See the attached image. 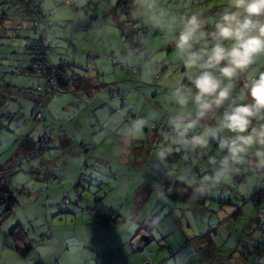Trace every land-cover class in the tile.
Wrapping results in <instances>:
<instances>
[{
	"label": "rangeland",
	"instance_id": "obj_1",
	"mask_svg": "<svg viewBox=\"0 0 264 264\" xmlns=\"http://www.w3.org/2000/svg\"><path fill=\"white\" fill-rule=\"evenodd\" d=\"M220 2L208 0L206 8L211 10L219 6ZM116 4L117 0H109L108 3L89 0L87 19L80 21L74 19V5L62 7L54 19H50L40 7L45 17L38 20L39 13L36 15L33 12V15L23 11L24 5L20 1L5 0L2 3L0 163L10 159L21 164L11 171L8 178L11 191H16L15 205L4 212L6 204L0 206V264H108L114 258L118 264H128L126 257L131 260L132 255L150 259L154 264H264V253H253L250 251L253 247L248 246L252 238H264V230H258L256 221V217L261 218L260 209L264 206V200L257 204L253 200L242 201L243 197H248L264 185L263 175L246 174L234 178L236 184L231 183L235 184L233 198L239 196L240 199L232 201L238 203L239 207L243 206L245 213L240 214V211L235 217L237 220L229 219L215 226V231L211 232L217 244L216 253L211 255L213 258L200 256L201 253L195 249L196 244H190L192 241L182 244L185 234L189 237L194 234L192 226L191 232H188L190 225L186 224L187 218L191 219V210L184 208L185 203L175 202L164 194V190L177 179L169 177L166 168L157 167L154 160V149L165 139L167 131L166 96L160 87L143 84L136 72L124 75L127 68L119 63V57L131 42L129 36H133H127L116 28L105 29L103 21L98 22L108 16H118L121 22L128 21V15L121 12ZM80 24H85V28L80 27ZM34 26L36 30L43 29L50 44L49 63L56 66L64 62L65 78L70 83L75 84L76 77L82 75L103 84L88 90L90 94L84 88H76L74 91L49 95L44 104L37 102L32 96L38 92L34 89L35 85L27 86L35 84L38 77L11 72L16 64L28 63L30 55L24 49L30 42L29 37L37 35V32L30 34ZM130 26L133 32L143 33L139 23L132 21ZM26 34H29L28 37H25ZM145 38L155 44L161 41L160 35L152 32L146 33ZM166 55L170 57L171 50ZM24 89L33 93L25 95ZM117 93L125 96V102H121ZM125 104L133 107L138 115H144L150 110L157 111L159 115L156 116V125L161 123L163 126L158 130L146 129L128 159L115 155L114 136L105 131L107 117ZM38 107L43 110V119L37 121L34 109ZM44 127H47L46 145L49 147L36 156L14 154L16 140L20 136L27 132L41 136ZM151 130L156 131V137H153L154 132ZM213 151H216L214 145ZM179 155L169 160V166L179 167L181 172L188 167L194 170V163L182 160ZM203 163L206 164L207 160ZM52 171L61 180L53 181L48 176ZM80 172L83 173V181L75 187V178ZM197 172L193 171L194 176H198ZM144 181L154 186L145 210L134 220L135 227L132 230L125 227L117 232L123 240L125 234L136 232L140 222L151 224L144 214L147 208L153 209L152 215L156 216L152 223L155 222L157 226L150 228L152 240L143 250L128 253L129 250L121 251L113 224L98 217L91 219L92 216L88 217L83 207L91 204L103 211L114 207L127 215L133 190ZM23 188L24 192L18 191ZM78 193L81 198L76 201ZM223 193L230 194V190L214 189L208 195L218 197ZM65 196L71 201L64 202ZM209 202L207 200L206 204ZM216 206V201L210 205ZM232 208L236 209L233 204H225L221 212H228ZM203 213L204 216L208 215V212ZM178 217L182 218L185 227H181ZM18 223L28 232V238L35 240L26 257H22L11 246L14 239L10 231ZM118 223V227L124 225L121 220ZM232 223L239 227H233ZM243 225H247V229ZM45 234L49 236L47 239L42 238ZM142 235L145 238H140L137 247L142 246L148 237L144 231H140L138 237ZM122 245L127 248V243ZM224 259L225 263H222Z\"/></svg>",
	"mask_w": 264,
	"mask_h": 264
},
{
	"label": "clouds",
	"instance_id": "obj_2",
	"mask_svg": "<svg viewBox=\"0 0 264 264\" xmlns=\"http://www.w3.org/2000/svg\"><path fill=\"white\" fill-rule=\"evenodd\" d=\"M207 3L129 0L128 21L118 16L98 21L133 36L119 63L143 84L163 89L167 131L154 160L169 177L188 184L194 198L241 175H264V0H221L214 10ZM73 5L74 19L85 21L89 0H43L41 8L54 19ZM132 21L143 33L132 31ZM148 32L159 34L160 43L146 39ZM158 115L155 110L138 115L127 104L112 112L105 131L114 136L115 155L128 159L145 130L156 127ZM177 152L200 162L198 176L190 167L181 172L169 166ZM127 219L134 228L131 213Z\"/></svg>",
	"mask_w": 264,
	"mask_h": 264
},
{
	"label": "trees",
	"instance_id": "obj_3",
	"mask_svg": "<svg viewBox=\"0 0 264 264\" xmlns=\"http://www.w3.org/2000/svg\"><path fill=\"white\" fill-rule=\"evenodd\" d=\"M3 1L5 0H0V11H3L1 8ZM14 1L22 2L24 5L22 9L23 11L27 13L30 12V14H33L34 12L36 15L39 13L38 20H42V18L45 17L40 12L41 11L40 7H41V3L43 0H14ZM116 6L121 8L120 9L121 12L127 14L128 8H129V0H117ZM214 9L215 7H212L211 10H214ZM79 26L82 28H85V24L84 25L80 24ZM120 27L123 28L122 23ZM32 29L34 30L30 34H34L35 32H37V35L29 37L30 42L26 44L25 49H24L30 55L28 59V63L23 64V65L16 64L11 71L12 73H16V74H19V73L29 74L33 76V78L38 77L36 80V83L34 84L35 85L34 89L37 90L39 93L37 92L35 93L36 95H33L32 94L33 92H29V90H25L27 92V94L25 95H28V93L30 95L32 94V96L35 97V100L37 102L39 103L41 102L42 104H44L49 95H53L57 92L74 91L76 88H84L85 91L88 92V94H90V91L88 90H90L92 87L95 88V87L100 86V84H103L99 80L95 82L93 80H90L91 78L87 79L83 77L82 75H78L76 77V81H75L76 85L70 83V81L65 78L66 71L64 67L65 66L64 62H61L56 66H53L52 64L49 63L48 54L50 51V44L48 43L47 37L44 34L43 29L41 28L37 29L39 30V32L35 29V26ZM122 33L125 34L124 32ZM28 35L29 34H26L25 37H28ZM129 37H130V41H132L133 37L131 36ZM129 73H131V71H129V69H126L124 72V75L127 76ZM7 84L9 85L10 82L9 83L7 82ZM34 85H28L27 88L33 87ZM117 94L119 95L121 102H125V96L120 93H117ZM37 113H39V116L37 115ZM34 118L37 121L43 119V110L39 109V107L37 109H34ZM160 127L163 128L162 124L158 123L156 127L151 128V129L158 130ZM46 129L44 127V131L41 134V136L31 135L29 132L20 136V138L16 140L17 141L15 144L16 146L13 150L14 154L25 156V157L30 156V155L36 156L37 153L38 155L41 154L46 147H49L46 145V138L48 137L46 134ZM152 132H154L153 137H156L157 135L156 131H152ZM179 154H180L179 152L175 153L173 157L169 158V160H172V158H176V156H178ZM179 156L180 158L182 157V160L184 161L194 163L193 164L194 170L198 171L197 175L200 174L201 170L198 167V164L200 163L199 161H194L193 159L187 156H182L181 154ZM20 164L21 162L14 163L10 159L9 161H5L0 164V206L2 204H6L5 210H3V212L10 210L12 206L15 205L16 203V196H15L16 191L15 192L11 191V188L8 184V178H9V174L11 173V171L15 170L16 169L15 167L19 166ZM84 166L83 168H85ZM48 176H50L52 180L54 179L53 181L61 180V177L58 178L56 174H53V171L48 173ZM75 179H76V184H75V187H76L80 183H82L83 173L80 172L78 175H76ZM263 181H264V175H263ZM233 183L236 184L235 179L233 180ZM235 184L226 185V186L222 185L220 188L221 189L228 188L230 190V194L223 193L218 197H213V196L206 194L203 197L194 198L192 196L191 187L188 184L179 181L178 179L173 181L172 186H169L164 190V194L169 199L175 200V202L179 201V202L185 203L186 206L190 208L191 219L193 222H191L190 218H187L188 221H186V224L192 226L194 230L203 231V233L197 234L196 231H193L194 234L192 237H187V234H185L183 237L182 244H186L187 242L192 241V243L190 244L192 245L196 244L195 245L196 251L197 252L199 251L201 253L200 256H203L205 259L206 258L208 259L209 257L213 258L211 255L213 253H216V250H217V244L215 243L214 237L211 234V232L215 231V226H218L217 224L221 223L222 221L225 223L226 222L225 220H227L226 218H228L229 220V219H233L237 217L240 211H241L240 214L245 213L244 212L245 209H242L243 206L239 207L238 203L232 201V200L240 199L239 196L237 198H233V195H235L233 194L234 192L233 186ZM153 190H154V186L146 181L138 184L134 188L133 194H132V203L130 206V210L128 212V215L129 213L132 214L134 220H137L140 212L145 210L144 207L146 203L148 202V200L151 198ZM18 191L24 192L25 190L23 188ZM80 198H81V194L78 193L76 195L75 200L79 201ZM207 200L210 201L208 204H206ZM247 200H253L256 204L264 200V185L260 187L259 190H257L256 192L251 193L248 197L242 198L243 202H247ZM63 201L65 202V201H71V200L65 196L63 197ZM214 201H216L217 206L210 207V205L214 203ZM225 204L226 205L233 204L234 207H236V209L232 208L230 211L228 210V212H226L225 214H221L222 213L221 209L223 205ZM83 209L86 210L88 217L89 215L92 216L91 219H93V217H96V218L98 217L105 222L113 224V227H115L116 224L122 219L121 218L122 213H120L119 210H117L114 207L107 208V210L103 211V210H99L96 205L87 204L83 207ZM152 211L153 209L147 208L146 212L144 213L147 216L146 220L149 219L151 221V224H148L147 221H144L145 225L141 224L140 222L136 232L132 234L131 237H129L125 241L120 242V247L122 248L121 251H124V247L122 245L124 243H127V248L129 252L136 251V250H133L129 241L141 229L146 230L150 235V241L152 240V235L150 234V228L157 226L155 222L152 223L153 217L156 216V215H152ZM204 211L208 212L207 216L203 215L205 214L203 213ZM260 213H261V218L256 217V221H257L258 230L263 231L264 230V206L260 209ZM213 214L215 215L214 218L217 216L216 220H214V218L211 219V216ZM150 215H152L151 218L149 217ZM222 218L223 220H221ZM178 219L180 218L178 217ZM254 220H255V217H254ZM186 224H183V226L185 227ZM202 225H204L206 228H204ZM235 226L236 228L239 227V225L237 224ZM243 228L247 229V225H243ZM10 232L15 241V242L13 241L11 246H13V248L18 252V254H20L21 256L22 255L26 256L28 252H31L33 242L35 240H33V238H28V232L25 231V228L21 224L18 223L17 226L13 227V229ZM195 236H198V237L196 238ZM48 237L49 236L47 234L42 236L43 239H47ZM191 238H194V240H191ZM195 238L199 240V243H195ZM250 241L252 242H250L248 246L253 247V249H251L250 251L258 255H261L264 253V238L263 237L252 238ZM144 247L141 250H143ZM189 249H192L191 246H189ZM142 261L145 263L154 264L152 260L147 259V258H143ZM221 262L225 263V259L221 260ZM34 264H42V263L35 262ZM128 264H132V263H128Z\"/></svg>",
	"mask_w": 264,
	"mask_h": 264
},
{
	"label": "crops",
	"instance_id": "obj_4",
	"mask_svg": "<svg viewBox=\"0 0 264 264\" xmlns=\"http://www.w3.org/2000/svg\"><path fill=\"white\" fill-rule=\"evenodd\" d=\"M33 85H34V83H32ZM31 84V85H32ZM26 87V86H25ZM24 87V88H25ZM24 91H25V89H24ZM25 94H27V92L25 91ZM29 94V93H28ZM1 164V163H0ZM184 208H188V207H184ZM227 211V210H226ZM226 211L225 212H222L221 214H225L226 213ZM122 219H121V222H123L124 223V225H122V226H120V227H118L119 225V223H117L116 224V226H115V228H116V232L118 231V230H124L123 228H128V229H133V228H130L129 227V225H128V214L126 215L125 213H122V217H121ZM179 220V222H180V224H182V226L181 227H184L183 226V222H182V219H178ZM237 220V219H236ZM225 221H229L228 219L227 220H225ZM232 225H233V227L236 225L235 223H232ZM204 228H206L204 225H202ZM200 229V228H199ZM193 231H196L197 232V234H199V233H203V231H201V230H194V228H192V232ZM205 231H206V229H205ZM188 232H191V226L188 228ZM29 235V234H28ZM120 234L117 232V240H118V242L120 243V242H122V241H125L126 239H128L131 235L129 234V233H127V234H125L123 237H124V239L122 240V237H120L119 236ZM130 235V236H129ZM187 237H189L188 235H187ZM196 238L198 237V236H195ZM195 238V243H199V240L198 239H196ZM177 239V238H176ZM124 251H128V249L127 248H124ZM128 253H129V251H128ZM30 254V252H28V254L27 255H29ZM26 255V256H27ZM26 256H23L22 255V257H26ZM126 260H127V262L128 263H132V264H143V261H142V259H140L138 256H136V255H132V258H131V260H129V259H127V257H126ZM111 263H113V264H118L119 262H118V260L116 259V258H114V259H112L111 260V262L109 263L108 262V264H111Z\"/></svg>",
	"mask_w": 264,
	"mask_h": 264
},
{
	"label": "built area",
	"instance_id": "obj_5",
	"mask_svg": "<svg viewBox=\"0 0 264 264\" xmlns=\"http://www.w3.org/2000/svg\"><path fill=\"white\" fill-rule=\"evenodd\" d=\"M37 115L39 116V113H37ZM140 231H144L145 234L148 235V237L146 238V240L144 241V243L142 244V246L137 247L136 245L139 244V241L141 242L140 238H142L143 240H144V238H145L144 235H142L141 237H138ZM148 240H150V235H149V233H148L146 230L141 229V230H139V231H138V232H137V233H136V234L130 239L129 243H130L131 247L133 248V250H141V249L147 244V241H148Z\"/></svg>",
	"mask_w": 264,
	"mask_h": 264
},
{
	"label": "water",
	"instance_id": "obj_6",
	"mask_svg": "<svg viewBox=\"0 0 264 264\" xmlns=\"http://www.w3.org/2000/svg\"><path fill=\"white\" fill-rule=\"evenodd\" d=\"M150 240L147 241V243L149 242Z\"/></svg>",
	"mask_w": 264,
	"mask_h": 264
}]
</instances>
